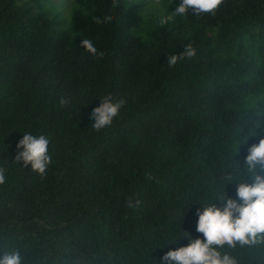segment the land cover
Masks as SVG:
<instances>
[{
  "label": "trees",
  "instance_id": "16d2710c",
  "mask_svg": "<svg viewBox=\"0 0 264 264\" xmlns=\"http://www.w3.org/2000/svg\"><path fill=\"white\" fill-rule=\"evenodd\" d=\"M59 1L0 0V258L160 264L189 235L203 239L197 209L254 183L245 157L264 138V0L189 10L145 41L131 30L147 0ZM180 2L159 0L169 13ZM188 44L195 57L169 67ZM109 95L125 104L96 131L91 113ZM25 134L49 140L44 174L15 160ZM217 250L264 264V241Z\"/></svg>",
  "mask_w": 264,
  "mask_h": 264
},
{
  "label": "clouds",
  "instance_id": "9594fccd",
  "mask_svg": "<svg viewBox=\"0 0 264 264\" xmlns=\"http://www.w3.org/2000/svg\"><path fill=\"white\" fill-rule=\"evenodd\" d=\"M222 3L223 0H181L174 12L160 17L159 23L165 25L173 16L183 17L189 13V10L194 16L214 15ZM105 20L110 22L111 17H106ZM81 46L94 56H103L102 52H97L91 40H82ZM195 55L196 49L188 44L182 54L168 56L167 64L169 67H174L179 61L185 58L191 59ZM66 102L63 98L60 101L62 105ZM124 104L123 99L113 102L110 95L102 97L100 105L91 113L94 119L92 128L100 131L110 127ZM48 146L49 140L45 135L25 134L17 143L15 160L23 161L25 165L30 164L33 170L44 174L51 162ZM245 165L247 172L252 174L254 183L240 182L235 199L222 194L220 197L223 201L222 207L210 204L204 207L203 211L197 209V232L203 234V239H192L189 235L190 243L165 253L160 264H173V262L175 264H235L234 259L227 255L222 256L217 248L225 244L235 247L237 242L243 246L264 241L262 235L264 234V176L256 172L257 166L264 172V138L249 148ZM5 179V171L0 169V184H3ZM0 264H21V257L18 252L8 253L0 258Z\"/></svg>",
  "mask_w": 264,
  "mask_h": 264
},
{
  "label": "rangeland",
  "instance_id": "374dc122",
  "mask_svg": "<svg viewBox=\"0 0 264 264\" xmlns=\"http://www.w3.org/2000/svg\"><path fill=\"white\" fill-rule=\"evenodd\" d=\"M136 2L141 4L143 0H136ZM64 6V0H60L56 8L61 9ZM66 7H69V5ZM169 11L170 8H166L162 3H157L155 0H147L140 7L139 15L141 17V24L139 28H133L131 33L139 37L142 41H145L147 39V33L155 25L159 24V19L161 16L169 15Z\"/></svg>",
  "mask_w": 264,
  "mask_h": 264
}]
</instances>
